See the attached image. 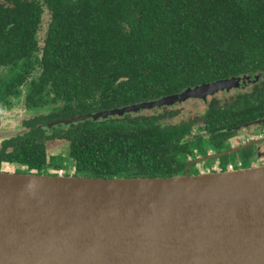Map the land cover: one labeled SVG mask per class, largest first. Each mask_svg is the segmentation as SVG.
<instances>
[{"label":"trees","instance_id":"1","mask_svg":"<svg viewBox=\"0 0 264 264\" xmlns=\"http://www.w3.org/2000/svg\"><path fill=\"white\" fill-rule=\"evenodd\" d=\"M43 1L50 20L39 46L40 5L0 0V65L28 63L39 55L41 74L26 103L37 111L53 106L33 119L30 133L5 142L11 152H0V162L26 167L20 173L57 174L63 157L49 156L45 143L62 137L69 143L74 176L183 175V156L193 147L202 153L204 142L183 143L190 123H172L177 113L168 108L50 129L35 125L157 100L218 79L258 75L246 86H264V0ZM211 101L205 119L224 117L221 108L233 109L217 98ZM213 134L209 140L219 150L218 139L226 132Z\"/></svg>","mask_w":264,"mask_h":264},{"label":"water","instance_id":"2","mask_svg":"<svg viewBox=\"0 0 264 264\" xmlns=\"http://www.w3.org/2000/svg\"><path fill=\"white\" fill-rule=\"evenodd\" d=\"M258 78L218 79L48 127L206 101ZM0 264H264V166L167 178L0 170Z\"/></svg>","mask_w":264,"mask_h":264},{"label":"flooded vegetation","instance_id":"3","mask_svg":"<svg viewBox=\"0 0 264 264\" xmlns=\"http://www.w3.org/2000/svg\"><path fill=\"white\" fill-rule=\"evenodd\" d=\"M13 1L15 0H3V3L8 5ZM27 1L32 5L38 3L41 7L40 22L37 24V38L40 46L43 43V39L48 29L50 15L43 0ZM39 58V55H33L28 63L27 60L21 59L14 65H0V131L2 132V129L6 130L3 131L4 133H0V152H11L12 148L7 145L4 146L5 142H10L13 139L30 133L33 130V127L31 126L33 119L40 114L46 115L53 107L48 106L37 111L28 108L26 103V97L30 90V85L36 82L41 74L40 63L38 61L40 60ZM26 64H31V66L28 68ZM9 87L12 88L14 92L10 91ZM257 91H263V93L259 95ZM15 92H17V94ZM212 98H217L220 101H223L224 105L231 106L233 109L226 112L221 108L222 111L219 112L224 115V117L220 116L205 119V113L213 106L211 104ZM243 99H246V101ZM230 100H232V102ZM189 101H197L198 104L202 106L201 111H199L196 116L184 120H175L177 117H172L171 122L177 123L185 121L186 123H190L189 134L184 135L181 140H183V143H188L189 147L197 146L198 142L203 141L205 150L200 153L196 147H193L191 152L185 153L183 156L185 157L184 166L181 171L183 174L187 173L192 175L199 173L243 170L246 169L248 165L252 166H248L249 168H253L255 167L254 165H257L258 163V166H264V86L256 88L251 85H241L229 92H220L214 96L208 97L206 101L188 100L181 104H186ZM178 105L180 104L164 108H168L170 111L178 114L175 109H172ZM58 106L62 108L63 103L59 102ZM215 112L220 114L218 111H212L210 115ZM210 119L215 126L210 124ZM58 120L54 119L47 123L36 124L35 128L39 129L45 127L50 129L57 125L49 128L48 124ZM223 122H226L224 124L225 127L220 128L219 126ZM4 126H9L7 128L11 127V131H8L10 129H4ZM208 127H211V132ZM216 131L220 132V135L224 131L226 132L225 137H220L218 139L220 143L219 150H214L212 148L213 145L209 140V137H214L213 133ZM58 143L63 144L62 147L67 149V153L48 155L66 158L68 160V166H66L68 169L65 170L64 168L66 167H62L56 171L58 172L59 170H62L64 175L74 176L76 169L67 158L69 149V143L67 140L62 137L51 138L46 141L45 148L49 149V151H53V144L57 145ZM260 159H262V161H260ZM10 169H13L11 170L12 172L20 173L21 171H24L26 167L20 164L4 161L0 162L1 171L11 172Z\"/></svg>","mask_w":264,"mask_h":264},{"label":"rangeland","instance_id":"4","mask_svg":"<svg viewBox=\"0 0 264 264\" xmlns=\"http://www.w3.org/2000/svg\"><path fill=\"white\" fill-rule=\"evenodd\" d=\"M41 35H42V33H41ZM172 109H175L178 112V114L176 116L177 118L174 117V118H176L175 120H178V119L184 120V119L190 118L192 116H196L198 114V112L201 111L202 106H200L197 101H189L186 104H180V105H178ZM7 127H9V126H4V129H10L11 128V127L7 128ZM3 131H6V130L2 129V132L0 131V133H4ZM8 131H11V129ZM62 146H63V144H61V143H58L57 145L53 144L54 150L51 151L50 153L55 154V155H58L59 153L60 154H66L67 149L62 147ZM58 151H60V152H58ZM230 160H232V159H230ZM260 161H262V159H260ZM62 164H63V168L68 166V160L66 158H63ZM258 165H259V163L257 165H254V166L256 167ZM248 166L246 167V169H249V167H252V166H249V167ZM64 169L66 170V169H68V167H66ZM11 170H13V169H10V171Z\"/></svg>","mask_w":264,"mask_h":264},{"label":"built area","instance_id":"5","mask_svg":"<svg viewBox=\"0 0 264 264\" xmlns=\"http://www.w3.org/2000/svg\"><path fill=\"white\" fill-rule=\"evenodd\" d=\"M57 174L62 175V174H63V171H62V170H59V171L57 172Z\"/></svg>","mask_w":264,"mask_h":264}]
</instances>
